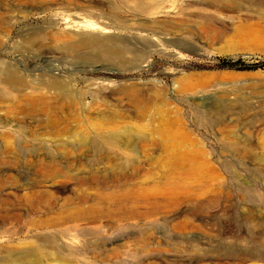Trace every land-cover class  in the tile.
<instances>
[{
    "label": "rangeland",
    "instance_id": "1",
    "mask_svg": "<svg viewBox=\"0 0 264 264\" xmlns=\"http://www.w3.org/2000/svg\"><path fill=\"white\" fill-rule=\"evenodd\" d=\"M204 25L218 27L217 36ZM101 36L121 53L80 43ZM237 59L264 61V0H0V80L18 78L25 95L49 103L50 81L64 85L79 95L81 119L62 109L61 121L48 123L0 81V264L47 242L54 247L38 251L40 264H264V65L219 68ZM95 122L127 128L137 150L139 136L156 139L137 184H156L167 150L179 147L193 194L145 219L122 220L97 204L79 220L36 225L58 216L63 202H91L112 176L103 157L77 146ZM62 127L75 132L66 137ZM30 187L40 195L26 197Z\"/></svg>",
    "mask_w": 264,
    "mask_h": 264
},
{
    "label": "bare ground",
    "instance_id": "2",
    "mask_svg": "<svg viewBox=\"0 0 264 264\" xmlns=\"http://www.w3.org/2000/svg\"><path fill=\"white\" fill-rule=\"evenodd\" d=\"M217 3H219V2H217ZM149 7H147V8H149ZM203 19H204V23L207 22V24L214 23L216 25V23H217L215 18L213 19V18L204 17ZM204 26L205 27L204 28L202 27V29H203V32L205 33V35L210 36V37L217 36L218 27H215V26L212 27L211 25H204ZM110 42H111V40L109 38L103 37V36H101V37H84L80 41L81 44L84 43L85 46L93 47L94 49H97L103 55H106L107 57L109 55H112V53H114L115 55L120 54L121 52L119 50L112 49L113 46L111 45ZM78 47H79V44H72V46L68 47V49L71 51H76L78 49ZM53 78L54 77H52V79ZM0 81L2 83H4L5 85H7L9 89H11L12 91H15L18 94L20 100L26 101V104H28L29 110L31 111L29 113L38 112L40 114L44 113V115H45V113H47L48 117H49V120L47 119L48 123L49 122L59 123L61 121V116H59V114H61L60 112H62V111H60V110H62V109L67 110L66 114L69 116L70 119H72V122L74 120V122H77V124H78V122L81 121V119H79V114L76 111V106H79V105H77L76 97L77 96L79 97V95L78 94L76 95L74 92L69 90L64 85H59L58 83L51 82L49 80L50 83L48 84L47 88H50V89L54 90V92H55L54 93V101L52 103H49L40 97L37 98L35 96L36 98H30L27 95H25L23 85L20 83V80L18 78L7 75V76L3 77ZM59 81H60V79H59ZM30 91H32V90H30ZM73 91H75V89ZM132 92H133V90H127V89H119L117 91V93H121L123 95H131ZM32 93L35 94V92H32ZM99 93H101V91ZM47 94H49V93H47ZM14 97H15V95H14ZM99 97L100 96H98L97 98H99ZM94 98H96V97H94ZM98 107L100 109V106H98ZM101 108H102V105H101ZM93 112H96V110L94 109ZM100 112H99V116H100ZM7 113H9V112H7ZM23 113H25V116H26V112H23ZM23 113H21V115ZM90 113H91V111H90ZM92 114H90V115H92ZM18 115L20 116V113ZM95 115H98V114L95 113ZM103 116H104V114H103ZM103 116L101 115V117H103ZM28 117H29V115H28ZM30 117H31V114H30ZM62 119H63V117H62ZM93 119H95V118H93ZM111 119H112V121L116 122L117 114L115 113V111L110 113V120ZM39 121H40V118H39ZM90 121L93 122L92 120H90ZM100 121H101V119H100ZM100 121H98V122H100ZM95 123H97V122H95ZM100 123H97L94 126L95 130H94L90 140L87 139L88 137L81 134L82 136H79V139L81 142H78L77 146H79V148H82V147H84L83 145L86 144L87 148H89V151L91 152V154H93L95 156L103 157V160H102V162H100V164H102L104 167H107L108 171L110 172V174L112 176L108 177L104 180V185L102 187H99V188L95 187L96 188L95 193L93 194L94 199L91 200V202H88V199L84 196L78 198L75 202L71 203L72 205H70L69 203L67 205V204H65L66 202H63L61 200L63 203H62V205H60L61 210H58V213H56L58 216H56L54 219H46L44 221H39L41 218L40 217L39 220H37L35 222L36 225L42 224L44 227L54 226V225L57 226V225L67 224V222H70V221L72 222L75 220H79V218H83L88 213L96 211L95 209H97L96 208L97 204H98V206H100V209H102L105 212H109L111 210V208L119 210L122 220H130V219H134V218H139V219L144 218L145 219V218L151 217L153 214L158 212V210H163V209L175 207L180 198L193 194L194 191H193L192 185L190 183L191 174H193V173L191 172L192 171L191 169H188L191 171L184 172L185 171L184 168H187L186 166L188 165L189 160L187 158V155L185 153H183L179 147L173 146L172 148L167 150V155H166V158H165L164 163H163L166 170L162 174L160 180L156 184L148 185V184L141 183V182L137 184V180L140 177L139 170L141 169V167L144 163V160L142 159V157H146V156H149L152 153H154L155 150L158 149V146H159L158 142L156 141V139L151 134H150V136L149 135L139 136V138H138L139 145H138V150H137V148H135V145H132L131 139L133 138V136L131 135V132L127 128H123L120 130V129H117V127L112 126V127H109L106 129L104 126H101ZM62 124H63V120H62ZM70 125H69V127H70ZM170 125L171 124H168L169 129H170ZM81 126L83 127L82 124H81ZM79 128H80V124H79ZM79 128H78V130H79ZM73 129H75V128H73ZM82 129H80V130H82ZM73 131L66 128L62 131V134L66 133V134H63L65 136V135H67V132L69 134H71ZM73 134L75 135V133H73ZM169 134L170 133H168V135ZM76 136H78V135H76ZM60 137H61V135H60ZM66 137H68V135ZM70 137H73V136H70ZM3 138H4V136H3ZM57 139L59 140V137H57ZM70 139H68V140H70ZM75 139H76V137H75ZM60 142H62V141H60ZM70 144L62 143L61 146L66 147ZM72 147H75V146L73 145ZM63 154H65V153L63 152ZM58 177H60V176L58 174H55L46 183H49V185H53L54 179H56ZM29 189L30 190L27 192L26 197L33 198V197L40 195L39 190H36L33 187H30ZM12 190L14 191V194L17 193V191H18L16 188H15V190L14 189H12ZM9 193H11V191H9ZM46 193L49 194V192H46ZM9 195H11V194H9ZM38 205H40V204L38 203ZM151 208H153V210ZM139 209H142V210H139ZM41 215H39V216H41ZM65 234H66V232H65ZM23 246L25 247L26 245L23 244ZM41 246H43V248H41V249L38 248V250H35V248H32V247H29L25 250L14 252L11 256V263L10 264H40V258H39L40 253L38 251L43 252L44 249H51L52 250L54 247L53 244L50 242L44 243ZM56 259L58 261H61V262L66 261V259L61 255H56Z\"/></svg>",
    "mask_w": 264,
    "mask_h": 264
},
{
    "label": "trees",
    "instance_id": "3",
    "mask_svg": "<svg viewBox=\"0 0 264 264\" xmlns=\"http://www.w3.org/2000/svg\"><path fill=\"white\" fill-rule=\"evenodd\" d=\"M264 65V61L252 64H245L242 60H221L219 68H232L238 70H254Z\"/></svg>",
    "mask_w": 264,
    "mask_h": 264
}]
</instances>
